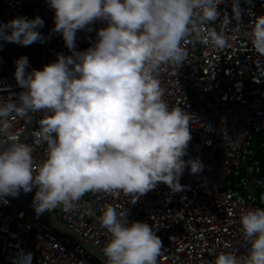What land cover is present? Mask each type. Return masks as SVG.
Returning a JSON list of instances; mask_svg holds the SVG:
<instances>
[{
	"label": "clouds",
	"instance_id": "9594fccd",
	"mask_svg": "<svg viewBox=\"0 0 264 264\" xmlns=\"http://www.w3.org/2000/svg\"><path fill=\"white\" fill-rule=\"evenodd\" d=\"M222 2L46 0L54 10L50 31L61 34L71 54L57 53L54 61L31 70L26 55L14 59L13 76L22 91L15 100L0 98V204L35 187L31 207L39 216L58 206L76 208L86 192L123 193L135 203L157 182L181 191L185 167L197 174L204 164L198 156L183 158L192 113L166 102L158 73L182 66L187 39L218 50L229 46L226 32L233 21L241 23L242 9L240 0H231V16L221 17ZM96 20L106 25L97 29L91 46L76 50V31H91ZM213 21H219V30ZM43 24L39 15H18L0 22V40L44 42L38 30ZM248 39L264 56V14L248 24ZM29 112L41 114L33 133V144L46 145L38 167L33 144L21 142L12 130L13 120L29 118ZM127 212L106 205L96 217L108 234L105 264H158L162 241L156 229L145 221L129 222ZM239 221L246 254L220 252L211 264H264V208L243 210Z\"/></svg>",
	"mask_w": 264,
	"mask_h": 264
},
{
	"label": "built area",
	"instance_id": "2783aa9c",
	"mask_svg": "<svg viewBox=\"0 0 264 264\" xmlns=\"http://www.w3.org/2000/svg\"><path fill=\"white\" fill-rule=\"evenodd\" d=\"M240 7L241 23L233 21L226 32L228 47L218 50L187 39L182 45L187 50L182 66L168 65L158 73L166 102L192 113L191 140L183 158L198 156L203 170L190 174L186 166L179 180L185 187L178 192L157 182L135 203L123 193L86 192L76 208L58 206L47 213L102 251L108 234L96 217L106 205L127 209L129 222L145 221L156 229L162 241L158 264H211L220 252L246 254L249 245L242 235L240 213L250 207L264 208V56L248 39V24L264 14V0H240ZM218 10L221 17L231 16V0H223ZM18 15H39L44 24L38 30L45 39L28 45L0 40V98L13 100L22 91L13 76L14 59L26 55L31 70L54 61L57 53L71 54L61 34L50 31L54 10L46 0H0V22ZM105 25L96 20L91 31L77 30L76 50L91 46L97 29ZM210 25L219 30V21ZM34 115L29 144L41 114ZM26 125L27 118L13 120L18 139ZM45 147L33 144L34 167L45 159ZM34 192L35 187L19 195L31 203ZM6 199L8 204H0V264H95L96 256L79 242ZM29 253L31 257H26Z\"/></svg>",
	"mask_w": 264,
	"mask_h": 264
},
{
	"label": "water",
	"instance_id": "95a60500",
	"mask_svg": "<svg viewBox=\"0 0 264 264\" xmlns=\"http://www.w3.org/2000/svg\"><path fill=\"white\" fill-rule=\"evenodd\" d=\"M28 116L29 118H27L26 129L22 137L19 139L21 142H27L30 136L31 130L33 129L35 125L34 113L29 112ZM7 197L10 198L15 203L19 204L22 208H24L30 214L36 216L34 209L31 207V203L26 198L22 197L21 195H18L16 197H12V196H7ZM36 217L42 220L43 222L49 224L53 228H55L58 232L64 235L70 236L71 238L79 242L82 246L87 248L93 255H95L96 257H99L105 263V257L103 255V252L98 247H96L94 244L85 240L82 235L75 232L68 225H66V223H64L62 220L52 217L47 212L42 213Z\"/></svg>",
	"mask_w": 264,
	"mask_h": 264
},
{
	"label": "rangeland",
	"instance_id": "374dc122",
	"mask_svg": "<svg viewBox=\"0 0 264 264\" xmlns=\"http://www.w3.org/2000/svg\"><path fill=\"white\" fill-rule=\"evenodd\" d=\"M93 262L95 264H105L104 261H102L99 257H96L95 259H93Z\"/></svg>",
	"mask_w": 264,
	"mask_h": 264
}]
</instances>
